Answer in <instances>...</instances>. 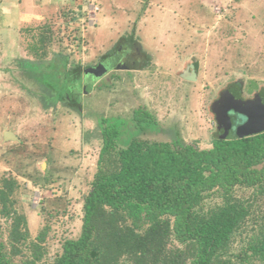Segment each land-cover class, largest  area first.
<instances>
[{"label":"rangeland","instance_id":"374dc122","mask_svg":"<svg viewBox=\"0 0 264 264\" xmlns=\"http://www.w3.org/2000/svg\"><path fill=\"white\" fill-rule=\"evenodd\" d=\"M54 3L62 0L38 1L42 20L31 19L34 31L25 39L33 60L50 62L25 65L24 73L14 65L0 93V127L9 126L18 137L8 148L0 145V186L3 178L17 181L12 199L27 219L30 239L44 229L39 264H51L63 240L80 234L101 117L131 124L132 111L141 107L160 128L142 138L177 134L210 148L220 134L213 111L220 93L238 81L244 98L264 89V0H63L55 12ZM58 54L69 56V68L80 65L75 82L58 72L64 65L54 58ZM118 59L136 61L138 68L116 69ZM191 63L197 74L189 81L181 74ZM102 64L109 69L104 75L83 71ZM63 93L71 103L61 99ZM13 103L12 121L5 108ZM251 194V188L234 189L237 197ZM217 202L215 191L204 208ZM10 221L0 217V238L7 239ZM29 248L23 250L31 255Z\"/></svg>","mask_w":264,"mask_h":264},{"label":"trees","instance_id":"16d2710c","mask_svg":"<svg viewBox=\"0 0 264 264\" xmlns=\"http://www.w3.org/2000/svg\"><path fill=\"white\" fill-rule=\"evenodd\" d=\"M54 58L64 62L58 72L75 82L80 65L69 68L68 55ZM42 62L50 60L30 66ZM131 119L100 118L101 146L82 200L80 234L63 240L51 264H264V130L223 137L220 128L210 148H198L177 134L142 138L160 128L141 107ZM17 185L3 178L0 186V217L11 220L7 239L0 238V264H39L44 229L29 238L27 219L12 199ZM236 187L251 188V196H235ZM215 191L220 202L204 208Z\"/></svg>","mask_w":264,"mask_h":264},{"label":"crops","instance_id":"0c3cea01","mask_svg":"<svg viewBox=\"0 0 264 264\" xmlns=\"http://www.w3.org/2000/svg\"><path fill=\"white\" fill-rule=\"evenodd\" d=\"M38 1L39 0H0V93L1 91L7 90V86H9L7 83L8 75L9 73L11 75V72L15 70L13 68L14 65L17 64V71L19 73H24L28 70L25 65L41 60L42 56L37 60L32 59L30 46L27 45L25 41V39L27 40V32L31 29V19L33 18L36 20L34 24L42 20ZM62 5L63 0L61 4L54 3L52 5L53 11L55 12L57 8H62ZM31 9L35 10V12L31 13ZM37 29H39V27L36 28V30ZM31 31L34 30L31 29ZM8 47L12 50L9 51ZM36 48L38 49L39 47ZM5 104L7 105V103ZM22 106L23 104L21 107ZM15 111L16 107L14 103L11 104L9 108L6 107V119L13 121ZM23 127L25 128L24 123ZM17 138V133L9 128V126L5 125L0 127V145L2 148H8V144L18 140Z\"/></svg>","mask_w":264,"mask_h":264},{"label":"water","instance_id":"95a60500","mask_svg":"<svg viewBox=\"0 0 264 264\" xmlns=\"http://www.w3.org/2000/svg\"><path fill=\"white\" fill-rule=\"evenodd\" d=\"M103 61V62H101ZM99 61L100 64L104 63L105 60ZM102 68H84L86 73H94L96 76L105 74L109 69L104 64ZM188 68L182 71L181 76L186 80H195L196 79V65L191 63L187 66ZM116 69L125 68L119 64L115 67ZM221 94L220 99L214 103L213 110L215 111V118L219 126L223 129L222 136L225 137L228 134L229 129L232 127L230 120L229 111L238 113L245 117V121L235 127V134L239 137H245L253 134L260 133L264 130V95L256 96V99L247 103H239L233 101L230 98H224L225 94ZM230 99V100H229Z\"/></svg>","mask_w":264,"mask_h":264},{"label":"flooded vegetation","instance_id":"af4514ba","mask_svg":"<svg viewBox=\"0 0 264 264\" xmlns=\"http://www.w3.org/2000/svg\"><path fill=\"white\" fill-rule=\"evenodd\" d=\"M129 47H130V48H128V49H130V50H131L133 47L135 48V46H134L133 43H132V45L129 46ZM122 49H123V48H122ZM122 49H121V50L119 49L118 52H122ZM123 50H124V49H123ZM136 50L139 51L138 48H136ZM127 53H128V51L124 53L125 58H127ZM115 56H117V54L110 55L109 57H115ZM104 59L107 60V57L102 58L101 60H104ZM101 60H99V61H101ZM99 61H98V62H99ZM118 64H119V67H120V66L125 67V68H123L124 70H129V69H131V68H135V69L138 68V67H135V64L137 65V62H136V61H132V62H130V63H127V62L121 61V59H118V60L116 61V63H115V66H113V67H116ZM239 91H245V90L242 89V87H241V82H240V81H238L237 83H234L233 85H231V86L225 88V89L220 93V95H219V99H220V97H221V94H224V92H227V93L225 94L224 98H230V99H232L233 101H237V102H239V103H247V102H251V101H254V100L256 99V96H257V95H260L261 97H262V95H264V89H261V90H259V92H255V94H254L253 96H251V97H249V98H244V97H242V95H241V93H240ZM230 99H229V100H230ZM217 100H218V99H217ZM217 100H216V101H217ZM216 101H214V103H215ZM67 102H68V103H71L72 101L68 99ZM214 103H213V106H214ZM213 111H214V110H213ZM214 113H215V111H214ZM229 115H230V120H231V123H232V127L229 129L228 134H231V133L234 132L235 127L238 126V125H240V124H242L246 119H245L244 116H242V115H240V114H238V113L232 112V111H229ZM220 128H221V127H220ZM222 130H223V129H222Z\"/></svg>","mask_w":264,"mask_h":264}]
</instances>
